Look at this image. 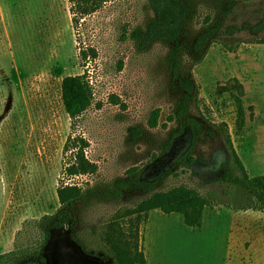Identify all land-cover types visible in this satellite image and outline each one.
Listing matches in <instances>:
<instances>
[{
	"label": "rangeland",
	"instance_id": "obj_1",
	"mask_svg": "<svg viewBox=\"0 0 264 264\" xmlns=\"http://www.w3.org/2000/svg\"><path fill=\"white\" fill-rule=\"evenodd\" d=\"M188 1L192 15L177 42L142 46L132 34L153 17L149 0H108L80 21L77 35L69 0H0V254L27 252L14 261L20 263L38 259L32 253L40 249L47 264H113L103 229L118 210L147 195L113 193L114 181L134 166L149 181L172 170L156 191L185 185L226 198L218 195L225 191L217 179L226 158L220 134L202 137L192 161L176 168L192 144L190 129L163 152L179 126L170 117L184 97L172 78V54L181 76L194 84L189 114L207 129L225 122L249 174L264 175V30L252 31L264 17V0ZM211 26L216 35L196 51V37ZM78 46H94L99 55L88 71L95 100L72 122L61 82L84 72ZM155 109L159 125L151 128ZM70 135L87 140L94 174L66 175ZM62 181L91 192L68 206L70 226H51L44 240L60 210ZM139 229L147 264H264L262 211L213 203L194 229L181 214L156 209Z\"/></svg>",
	"mask_w": 264,
	"mask_h": 264
},
{
	"label": "trees",
	"instance_id": "obj_2",
	"mask_svg": "<svg viewBox=\"0 0 264 264\" xmlns=\"http://www.w3.org/2000/svg\"><path fill=\"white\" fill-rule=\"evenodd\" d=\"M108 0H69L72 24L77 32V26L81 20L95 13L101 5ZM153 17L149 20L145 29H137L133 37L142 46H148L155 41L177 42L181 37L186 23L192 15L191 4L188 0H149ZM264 30V17L259 24L255 25L252 31ZM217 28L211 26L201 32L195 39L194 49L203 50L210 40L216 35ZM264 43V38L261 40ZM98 50L94 46H78L80 65L83 67L82 74L68 75L61 82V98L65 112L72 122L87 111L93 104L95 97L93 85L89 75V68L92 62L98 58ZM170 69L173 80L184 91V97L177 105L176 111L170 119H176L179 126L175 132L166 140L163 145V152H168L174 140L180 136L186 128L192 134V144L188 151L176 162L175 168L186 162L192 161V153L202 137L213 138L220 134L224 139V150L226 158L222 162L218 182L224 187L221 198L203 195L195 188L185 185L173 186L167 190H158L157 185L172 170L167 171L158 180L149 181L143 179V170L138 167H131L127 170L125 177L117 178L114 181L113 193L125 191H139L147 194L141 201L132 207L118 210L105 225L101 240L107 247L108 255L112 258L113 264H147V258L140 244V224L148 220L152 210L159 209L163 213H179L183 216L184 223L190 228H201L203 224L204 211L213 203L224 205L235 211H262L264 212V175L251 176L246 169L241 157L237 153L231 135L228 132L227 124L222 122L216 128H205L203 121L189 114L190 103L188 96L194 91V84L191 78H183L180 74V61L177 55L172 54L170 58ZM114 103H120L115 97ZM160 109H155L149 120L151 128L159 125ZM134 131V130H133ZM135 136L142 134L136 129ZM88 142L79 135H70L65 143L64 151L70 154L71 161L65 168L66 175L70 178L94 174L98 166L89 160L85 154ZM173 168V169H175ZM91 190H84L78 183L62 181L57 187V196L60 203V210L50 222L49 228H44L43 239H49L50 227L70 226L72 218H69L67 208L78 200L83 199ZM51 218V216H47ZM27 252H5L0 254V264H47L45 256L40 249L32 254L38 256L36 260H29L14 263Z\"/></svg>",
	"mask_w": 264,
	"mask_h": 264
}]
</instances>
